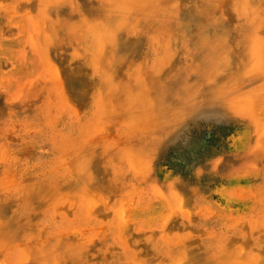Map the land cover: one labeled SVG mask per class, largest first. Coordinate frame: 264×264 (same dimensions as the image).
<instances>
[{"label": "rangeland", "instance_id": "rangeland-1", "mask_svg": "<svg viewBox=\"0 0 264 264\" xmlns=\"http://www.w3.org/2000/svg\"><path fill=\"white\" fill-rule=\"evenodd\" d=\"M0 264H264V0H0Z\"/></svg>", "mask_w": 264, "mask_h": 264}]
</instances>
